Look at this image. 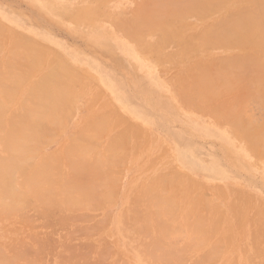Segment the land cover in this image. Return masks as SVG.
I'll return each mask as SVG.
<instances>
[{
    "label": "rangeland",
    "instance_id": "obj_1",
    "mask_svg": "<svg viewBox=\"0 0 264 264\" xmlns=\"http://www.w3.org/2000/svg\"><path fill=\"white\" fill-rule=\"evenodd\" d=\"M48 1L51 3L48 13L53 18L30 0H0V26L19 37L0 32V74L6 71L12 77L15 73L8 81L6 72L1 74L6 79L0 75V104L9 105L5 114L0 108V114L3 112L0 117L5 115L0 126L5 125L4 131L11 132L8 118L13 115L14 122H18V117L27 116L31 121L21 119L36 123L34 126L31 123L35 134L44 129L53 132H48L49 138L47 131L43 133L47 138L41 134L39 138L32 137L38 143L31 145L35 153L27 155L32 159L29 161L32 171L24 176L22 169L7 173L13 186L5 183L12 186L5 195L1 192H7L1 190L4 183H0L1 204L10 199V206H0V264H264V135H257L264 131V107L259 102V96L264 93L255 96L249 74L240 73L243 70L233 68L236 74L229 73L241 79L234 78L236 84L226 76L234 84L230 87L228 80L230 84L225 83L228 89L222 88V75L218 74L220 62L239 51L220 45L199 47L200 41L190 38L192 45L198 47L196 50L185 47L177 38L162 42L167 28L161 27L156 19L149 27L143 25L140 38L127 34L133 31L130 20L140 9L146 11L149 4L156 11L162 3L165 6V0H158L161 4L156 0L155 3L153 0ZM218 2L205 18L193 13L184 14V18L177 13L172 18L176 12L173 16L167 12L173 20L171 29L176 28L177 35L195 37L219 20L227 9L254 7L252 2L240 0ZM125 23L128 29L124 28ZM30 44L33 49L28 47ZM10 53L15 55L11 57ZM197 62L213 64L214 71L209 72L212 71L211 77L215 72L221 75L218 77L221 81L214 76L213 85L223 84L219 89L208 91L200 86L201 78L205 82L208 72L194 68ZM14 79L20 80L19 86ZM42 84H46L50 93ZM32 85L33 96L39 97L38 100L29 96ZM6 87L11 89L10 94H17L15 99L10 95L13 101L6 98L8 90L1 91ZM3 93L6 97H2ZM24 102L30 107H24ZM124 105L129 108L127 111ZM21 106L32 112L28 115L32 114L33 120L40 121L24 115L27 112ZM17 110L21 111L20 116ZM137 114L143 120L133 117ZM37 124L40 127L44 124V129L39 130ZM243 127L253 130L248 128L251 132L246 133ZM241 130L257 139L258 145L251 142L254 141L251 137L243 136ZM4 134L0 129V136ZM135 141L141 145L139 153L149 161L143 167H147L146 176L153 178L160 173L163 176L158 189L150 187L144 192L142 204L130 205L124 202V196L125 186L134 172L130 158ZM2 148L0 144V156L7 157L1 153ZM64 150L69 152L65 154ZM237 150L241 160L232 157L231 152ZM51 157L55 159L50 161ZM243 159L250 165L245 166ZM191 163L196 167L195 173L190 171ZM203 165L219 171L203 172L200 169ZM84 168L89 169L85 173L89 180L81 172ZM144 173L134 172V177L142 178ZM90 175L98 177L92 179ZM69 176L75 179L67 184V180L72 181ZM81 179H86V186L80 185L84 183ZM87 180L93 190H89ZM27 185L34 193L30 194L31 187ZM46 192L57 202L43 197H49ZM18 194L21 199L16 200ZM161 198L166 199L164 203ZM48 201L55 203L49 205ZM68 214L70 220L65 218Z\"/></svg>",
    "mask_w": 264,
    "mask_h": 264
},
{
    "label": "bare ground",
    "instance_id": "obj_2",
    "mask_svg": "<svg viewBox=\"0 0 264 264\" xmlns=\"http://www.w3.org/2000/svg\"><path fill=\"white\" fill-rule=\"evenodd\" d=\"M31 2H32V4L36 7V8H39V9H41V10H43L46 14H48L49 16H51L52 18H53V15L51 14V13H48L49 11H50V8H51V3H50V1H48V0H30ZM150 1V0H149ZM158 0H156V2H157ZM161 1H164V0H161ZM166 2H168V4L169 5H167L166 6V2H164L165 3V6L163 5V3L161 4V2L160 1H158V3L160 2V4H161V6H160V8L158 7L159 6V4L157 5V7L158 8H156V11H155V6H151V7H149V4H147L148 5V7H145V9H146V11H144V10H142V9H140L137 13H136V15H135V18H133V20H130V26L132 27V25H133V31L132 30H130V32L128 31H126L127 32V34L128 35H130L131 37H134V38H137L138 37V35H140L139 36V38L142 36V34H140L139 32H142V30L141 29H143L144 28V26L143 25H145V27L146 26H150V25H152V21L154 22L155 20L154 19H156L157 20V22H159V24L161 25V27H166L167 28V30L165 31V33L163 34V38L161 39L162 40V42H165V41H169V40H172L173 38H177L179 41H181V42H183L184 44H186V46L185 47H187V48H189V49H193V50H196V48H198L197 46H193L192 45V42L191 41H189V38L190 39H194V40H199L200 41V44L201 45H199V47H208V46H212V45H216V46H223V47H225V48H228V49H237L238 51H239V53L236 55V56H234V57H230V56H228L226 59H224V60H222L221 62H220V66L218 67L220 70L218 71V72H220V73H218V72H215V74L211 77V72L212 71H214L213 69H212V65H210V64H207L206 62L204 63H198L197 62V65H196V67L194 66V68H197V69H199L200 71H204L205 73H207L206 74V76H204V77H206L204 80H205V82L204 81H202L203 79L201 78V82H199L200 83V86H202L204 89H209L208 91H210L211 89H213V90H215V89H219V87L218 86H220L221 87V85H223L224 84V86H222V88H225V89H228L229 88V86H227V87H225L226 86V84L227 85H229L231 82H232V80H229L226 76H229L230 74L229 73H234L233 75H235L236 73L233 71V68H235V69H238L239 71L240 70H245L244 72L243 71H240V73H242V75H248L249 74V76H248V78L249 79H251L250 81H251V84H252V87L254 86V89L257 87V89H252V91L254 92L255 91V94L256 93H258L259 95H260V93L262 92V93H264V0H240V1H242L243 3H247V2H249V3H253V5H254V7L253 8H247V9H244V8H242V7H239L238 9H234V10H231V9H227V12L219 19V20H217L215 23H213L212 25H207L204 29H203V31L199 34V35H196L195 37H188V38H186V37H183V36H180V35H177L176 33H179L178 31H176V28H175V30H173V29H171V23L173 22V20H172V18H174V17H177L178 15V17H182L183 16V18H184V14H186V13H193L192 15H194L195 14V16H198V17H200V18H205L212 10H214L215 8H216V6H215V4H216V2H218V1H225V3H227L228 1H231V0H165ZM169 1L172 3V7H174V10H172L173 8L172 7H170V5H171V3H169ZM153 2L155 3V1L153 0ZM147 3H148V1H147ZM219 3V2H218ZM212 4H213V7H212ZM156 5V4H155ZM143 6V5H142ZM163 6V7H162ZM215 6V7H214ZM168 7H170V8H168ZM226 7V5L224 4V6H223V9ZM150 8L152 9H154V11H153V9H152V11L150 10ZM163 8V9H162ZM172 8V9H171ZM165 9H167V10H165ZM168 9H171V11L170 10H168ZM164 10V11H163ZM69 11V10H68ZM165 12H166V17H164L165 16ZM167 12L170 14V15H172L173 14V12L175 13V15L172 17V16H170V15H167ZM172 12V13H171ZM177 13H178V15H177ZM168 16H169V18H168ZM187 16V15H186ZM172 17V18H171ZM56 18V17H55ZM158 18V19H157ZM165 18V20L167 19V20H169V21H162V19H164ZM7 19V18H6ZM20 20V19H19ZM171 20H172V22H171ZM127 22V21H126ZM21 23V22H20ZM156 24V23H155ZM158 25V24H157ZM173 25V24H172ZM125 27L124 28H127L126 26V23H125V25H124ZM129 26V27H130ZM176 27H177V25H175ZM18 27V26H17ZM20 27H22L21 25H20ZM136 29H135V28ZM158 27V26H157ZM29 28V27H28ZM159 28V27H158ZM177 28H179V27H177ZM22 29V28H21ZM20 29V30H21ZM128 29V28H127ZM132 29V28H131ZM160 29V28H159ZM126 30V29H125ZM135 30V31H134ZM138 30V31H137ZM140 30V31H139ZM132 31V32H131ZM0 32H3V33H7V34H9L10 36H12V37H14V38H16V37H18V35L16 36L14 33H12V32H10V31H8L7 29H5L4 27H2V26H0ZM135 32H136V34H135ZM139 33V34H138ZM137 35V36H136ZM162 35V34H161ZM19 38V37H18ZM21 39V38H20ZM19 39V40H20ZM176 39V40H177ZM1 41V40H0ZM173 41H175V40H173ZM23 42V41H22ZM168 43V42H167ZM21 45V44H20ZM19 46V45H18ZM22 46V45H21ZM27 46V45H26ZM31 46H33V45H28V47H31ZM36 46V45H35ZM34 46V47H35ZM27 47V48H28ZM39 47V46H38ZM22 48V47H21ZM26 48V49H27ZM32 49H33V47H31ZM30 48V49H31ZM36 48H37V46H36ZM35 48V49H36ZM66 48V47H65ZM145 49H146V47H144ZM29 49V48H28ZM256 49H259V51L257 50L256 51ZM124 50V49H123ZM13 50H11V52H12ZM15 51V50H14ZM16 52V51H15ZM184 52H187V51H185V49H184ZM202 52V51H201ZM194 53V52H193ZM203 53V52H202ZM11 54V57L13 56V55H15V54H13V53H10ZM9 54V55H10ZM19 56V55H18ZM73 57V56H72ZM75 57V56H74ZM80 57V56H79ZM41 58V57H40ZM39 58V59H40ZM77 58V57H76ZM19 59H20V57H19ZM19 59H17L18 61H20ZM16 60V62L19 64V63H21L22 64V62L25 64V59L23 58L22 60V62L20 61V62H18ZM140 60V59H139ZM211 61V60H210ZM9 62V61H8ZM7 62V63H8ZM208 62H209V60H208ZM6 63V64H7ZM12 63V62H11ZM41 63V62H40ZM9 64V63H8ZM13 64H16V63H14L13 62ZM13 64H10V65H12L13 67H15V65H13ZM20 64V65H21ZM19 65V66H20ZM26 65V64H25ZM29 66L27 67V69H30V64H28ZM7 66V65H6ZM21 66H23V64L21 65ZM216 67V66H215ZM6 68V67H5ZM218 68L216 67L215 69L216 70H218ZM12 69V68H11ZM11 69L9 70V71H11ZM14 69H16V68H13V70ZM6 70V69H5ZM12 70V71H13ZM17 70V69H16ZM210 70H212L211 72H209ZM1 71V70H0ZM8 71V70H7ZM20 71H22V70H20ZM19 71V72H20ZM233 71V72H232ZM6 71H4V73H5ZM14 72V71H13ZM23 72V71H22ZM21 72V73H22ZM221 72H227V74L225 73V74H222ZM3 73V72H2ZM1 73V74H2ZM3 73V74H4ZM10 73V72H9ZM9 73H7L6 72V74H8L9 76L7 77V81H8V78H12L13 77V75H15V73L13 74L12 73V77H10V74ZM24 73V72H23ZM150 73V72H149ZM210 73V75H208ZM214 73V72H213ZM221 74L222 75V77H221V80L223 81V84H220L219 85V83L218 84H216V85H213V84H215V81H214V76H217L218 74ZM247 73V74H246ZM0 74V75H1ZM2 74V75H3ZM1 75V77L3 78H5L6 76H2ZM5 75V74H4ZM207 75H208V77H207ZM220 75V76H221ZM233 75L232 76H229V77H231V78H233V80L235 81L236 79H234V78H237V76H234L233 77ZM252 77H251V76ZM220 76H217V78L219 77L220 78ZM20 77V76H19ZM67 77V76H66ZM198 77V76H197ZM210 77L212 78V79H210ZM218 78V80H220ZM227 80V81H224L225 79ZM239 78V77H238ZM238 78H237V80H238ZM6 79V78H5ZM4 79V80H5ZM152 79V78H151ZM224 79V80H223ZM16 80V81H15ZM19 80V79H18ZM17 79H14L13 81L14 82H17L16 84H17V86H19V82H20V80L18 81ZM22 80V79H21ZM45 80V79H44ZM220 80V81H221ZM228 80H229V82H228ZM236 80V81H237ZM239 80H241L240 78H239ZM10 81H11V79H10ZM52 81V80H51ZM57 81V80H56ZM71 81V80H70ZM219 81V82H220ZM235 81V83L234 84H236L237 82ZM246 81V80H245ZM24 82H26V79H25V81ZM24 82H22V83H24ZM54 82V81H53ZM58 82V81H57ZM42 83H43V81H42ZM226 83V84H225ZM229 83V84H228ZM0 84H1V82H0ZM16 84H13V85H15L16 86ZM39 84L41 85V83L39 82ZM48 84V83H47ZM60 84H63V83H60ZM233 84V85H234ZM250 84V85H251ZM5 85V84H4ZM13 85H12V87H13ZM21 85L22 84H20V87H21ZM35 86H37L36 87V89H39L38 88V85H36V84H34ZM34 85H32L31 87H30V90H28V93L30 92V97L32 98H35L36 96H33V93H32V89H34L35 90V88H34ZM43 86H45L44 84H42ZM232 85V83H231V85H230V87H232L233 86ZM6 86V85H5ZM7 86H10V85H7ZM55 86V85H54ZM111 85L109 84V87H110ZM2 87V86H1ZM33 87V88H32ZM64 87H66V86H64ZM212 87V88H211ZM213 87H215V88H213ZM251 87V86H250ZM5 88V87H4ZM3 88V89H4ZM10 88V87H9ZM44 88H48V87H44ZM53 88V87H52ZM58 88V87H57ZM221 88V89H222ZM16 89H17V87H16ZM19 89V88H18ZM43 89V88H42ZM42 89H40V91L42 92ZM110 89V88H109ZM202 89V88H201ZM5 90H8V91H5ZM11 90V89H10ZM9 89H7V87H6V89H4V90H1V91H5V93H7V97L5 96V93H3L2 94V97H6L7 99H10V95H11V97H12V99H15V97H16V95H15V93L13 92V94L14 95H12V94H10V91ZM33 90V91H34ZM50 91V89L48 88L47 89V92H49ZM64 90V89H63ZM66 90V89H65ZM67 90H68V86H67ZM263 90V91H262ZM17 91V90H16ZM15 91V92H16ZM46 90H43V92H45ZM203 91V90H202ZM212 91V90H211ZM252 91H250L251 93H252ZM259 91V92H258ZM47 92H45V94L47 93ZM56 92V91H55ZM2 93V92H1ZM50 93V92H49ZM255 94H253V95H255ZM258 94H256L255 96L256 97H258ZM4 95V96H3ZM28 95V94H27ZM35 95V94H34ZM41 95V94H40ZM39 95V96H40ZM55 95V94H54ZM15 96V97H14ZM42 96V95H41ZM40 96V100H42L43 101V99H41L42 97ZM48 96H50V95H48ZM251 96H252V94H251ZM56 97V96H55ZM60 97H61V95H60ZM260 97V100H259V102L260 103H262L263 104V106L262 107H264V95H260L259 96ZM38 98L39 97H36L35 99H37L38 100ZM58 98V97H57ZM12 99H10L11 101H13ZM30 99V98H29ZM254 99V98H253ZM257 99V98H256ZM26 100H28L27 99V97H26ZM34 100V99H33ZM33 100H32V103H33ZM39 100V101H40ZM51 100V99H50ZM52 100H55V99H52ZM46 101V100H45ZM7 102V101H6ZM10 102V101H9ZM23 102V101H22ZM27 102V101H26ZM50 101H48L47 103H49ZM60 102V100L58 101V103ZM10 103H12V102H10ZM30 103V102H29ZM41 103V102H40ZM43 103V102H42ZM58 103H55L56 105L58 104ZM24 107L25 106H27V103H25L24 102V104H22ZM34 105V104H33ZM48 105V104H47ZM49 105H52V104H50L49 103ZM54 105V104H53ZM242 105V104H241ZM8 106L9 105H7V106H4V104L3 103H1L0 104V108L2 107V109H3V112H4V114H5V112L6 111H8L7 110V108H8ZM37 106V105H36ZM41 106V105H40ZM39 106V107H40ZM6 107V108H5ZM22 107V106H21ZM27 107H30V106H27ZM26 107V109H28ZM42 107V106H41ZM45 108H46V110L48 111V108H47V106H44ZM49 107V106H48ZM5 108V109H4ZM23 108V107H22ZM51 108V107H50ZM17 109H18V107H17ZM24 109V108H23ZM22 109V110H23ZM26 109H24L23 111H25V112H27L26 111ZM54 109H55V107H54ZM1 110V109H0ZM5 110V111H4ZM29 110H31V108H29ZM50 110V109H49ZM61 110V109H60ZM137 110V109H136ZM234 110V109H233ZM237 110V109H236ZM18 112H19V110H17ZM43 111V110H42ZM56 111V109L54 110V112ZM62 111V110H61ZM141 111V110H140ZM3 112H1V114L3 113ZM21 112V111H20ZM20 112H19V116H20ZM31 112V111H30ZM29 112V113H30ZM38 112V111H37ZM36 112V113H37ZM44 112H45V110H44ZM43 112V113H44ZM53 112V113H54ZM16 113V112H15ZM24 113V112H23ZM28 112L26 113V114H24V115H28L29 114ZM32 113V112H31ZM43 113H41V111H40V115H43ZM50 113H52V112H50ZM58 113H59V111H58ZM235 113V112H234ZM0 114V115H1ZM64 114V113H63ZM16 115H18V113L16 114ZM24 115H21V116H24ZM44 115H46V114H44ZM53 115H55V114H53ZM138 115V114H137ZM5 116V115H4ZM4 116L2 115V117H0V123H2V121H4L3 119H4ZM12 116V117H11ZM9 118H8V122H11V124H9L8 123V126H9V128H10V130H11V132H9V130L7 129L6 130V132L4 131V129H3V126H5V125H3V124H1V128L0 129H2L3 130V133H5L4 135H1L0 136V144L2 145V151H1V153H3L4 155H7V157H1L0 156V183L2 182V185H3V183H4V186H5V183L7 184V183H10L11 181H12V179H11V177H10V175H8L7 173H9L12 169L13 170H15V169H22V170H24V171H22L21 173V175L22 176H24V174H26V172L27 171H29V170H31L32 171V163H29V161L30 160H32V159H28L27 158V155L30 153H35V151H33L32 150V147H31V145H32V143H35L33 140H32V137L34 138V136H40V134H41V136H45V134L47 133V137L49 138L50 136V134H48V132H49V130H52V129H49V130H47V129H44V128H42L43 127V125L40 127L38 124V126H36L39 130H41V128L42 129H44L45 131H47L45 134H43L45 131H43L42 133L40 132L39 134H38V130H37V133L35 134L34 132H32V131H34V130H32L33 128H32V126H31V123L32 122H30V123H27V122H24V120L22 121V119H26V120H28L26 117L27 116H25V118L24 117H18L17 119H19V121L17 122V120L14 122V117L15 116H13V115H11ZM29 116V115H28ZM29 117H31V119H32V114L29 116ZM28 117V118H29ZM40 117V116H39ZM235 115H234V119H233V122H234V120H235ZM244 117V116H243ZM3 118V119H2ZM13 119V121H11L12 119ZM41 118H43L42 116H41ZM45 118V117H44ZM30 119V118H29ZM39 119V118H38ZM38 119H36V120H33V121H37ZM53 119V118H52ZM237 119V118H236ZM242 119V118H241ZM2 120V121H1ZM46 120H48V119H46ZM45 120V121H46ZM146 120V119H145ZM238 120V119H237ZM28 121H31V120H28ZM39 121H40V119H39ZM42 121H44V120H42ZM41 121V122H42ZM51 121V120H50ZM63 121V120H62ZM236 121V120H235ZM61 122V121H60ZM33 123H35V122H33ZM33 123H32V125H33ZM57 123V122H56ZM236 123L238 124V121L237 122H235V125H236ZM5 124V123H4ZM36 124V123H35ZM51 124V123H50ZM11 125V126H10ZM55 125V124H54ZM240 125V124H239ZM34 126V125H33ZM45 126V125H44ZM236 126H238V125H236ZM263 126V125H262ZM6 127V126H5ZM12 127V128H11ZM40 127V128H39ZM58 127V126H57ZM61 127V126H60ZM248 128H250V127H247V128H245V127H243L242 128V130H244V132L246 131V133H248L247 132V130H250V129H248ZM241 129V128H240ZM32 130V131H31ZM36 130V129H35ZM240 131V132H242V135L243 136H247L246 138H249L250 139V137H251V139L253 140L254 139V141H255V143H254V141H251V140H249V141H251V142H253V144H256V145H258V140L256 139L255 140V138H253L252 137V135H249V134H247L246 135V133H244L243 134V131ZM251 130H253V129H251ZM251 130H250V132H251ZM254 130H258L257 128H255ZM7 131L9 132V133H11V134H8L7 133ZM50 132H52V131H50ZM49 132V133H50ZM263 132V133H262ZM262 132H259V134H257L258 136H260V134H263L264 135V131L262 130ZM53 133V132H52ZM51 133V134H52ZM252 133H254L253 131H252ZM258 133V132H257ZM34 134V135H33ZM45 136V138H47ZM37 137H35L37 140H38V142L40 141V139H38ZM261 138H262V136H261ZM42 140V139H41ZM33 141V142H32ZM43 142V141H42ZM37 143V142H36ZM35 143V144H36ZM41 143V142H40ZM44 143V142H43ZM260 143V142H259ZM38 144V143H37ZM41 146V145H40ZM40 146H38V147H40ZM35 147V149H36V146H34ZM84 147V146H83ZM85 148V147H84ZM71 149V148H70ZM75 149H77V148H75ZM38 150V149H37ZM66 150V149H65ZM64 150V151H65ZM33 151V152H32ZM89 151V150H88ZM37 152H39V151H37ZM36 152V153H37ZM66 152V151H65ZM67 152H69V151H67ZM67 152L65 153V154H67ZM73 152V151H72ZM83 152V151H82ZM238 152H240V150H237L236 152H231V154H232V157L234 158V159H238V160H241L240 158H241V156H240V154L238 153ZM71 153V152H70ZM75 153V152H74ZM85 154V153H84ZM72 155V154H71ZM77 155V154H76ZM79 155V154H78ZM234 155V156H233ZM95 156V155H94ZM111 156V155H110ZM115 157V156H114ZM27 158V159H26ZM84 158V157H83ZM96 158V157H95ZM95 158H94V160H95ZM98 158V157H97ZM108 158V157H107ZM51 159L52 160H50L49 158L47 159L48 161L50 160V161H53V159H55V158H52L51 157ZM66 159V158H65ZM27 160V161H26ZM243 161V163H244V165L245 166H249L250 164L247 162V161H245V159H243L242 160ZM85 162H87V161H85ZM182 162V161H181ZM79 163V162H78ZM43 165H44V163H42ZM60 164V166H61V163H59ZM80 164V163H79ZM187 164V163H186ZM249 164V165H248ZM45 165H48V164H45ZM44 165V166H45ZM85 166V165H84ZM102 166V165H101ZM52 167H55V165L54 166H52ZM51 167V168H52ZM58 167V166H57ZM57 167H55V168H57ZM82 167H83V165H82ZM92 167H93V165H92ZM92 167H90L91 169L90 170H92L93 168ZM207 167V166H206ZM46 168V167H45ZM59 168V167H58ZM62 168V167H61ZM194 168V167H193ZM43 169V168H42ZM47 169H48V166H47ZM60 169V168H59ZM85 169V170H84ZM81 172H83L84 173V176L86 177V179H88V177H89V175H85V173H87V171L89 170L88 168H84ZM86 169H88L87 171H86ZM76 170H77V168H76ZM36 170H34V172H35ZM41 171V170H40ZM99 171H101V170H99ZM103 171V170H102ZM101 171V172H102ZM105 171V170H104ZM212 171L213 172H216V173H218V171L215 169V168H212ZM71 172H73V170L71 171ZM76 172V171H75ZM75 172H73V173H75ZM79 171L77 170V173H78ZM101 172H99L100 173V175L101 174H103V173H101ZM6 173V174H5ZM12 173V172H11ZM10 173V174H11ZM18 173V172H17ZM37 174H39L38 172H36ZM92 173H94L95 174V172H92ZM13 174V173H12ZM53 174V173H52ZM60 173H58V175H59ZM65 174V173H64ZM63 174V175H64ZM17 175V174H16ZM32 175V174H31ZM35 174H33V176H34ZM55 175V174H54ZM53 175V176H54ZM75 175V174H74ZM74 175H72L73 177H74ZM82 175V174H81ZM99 175V176H100ZM104 175V174H103ZM204 175V174H203ZM51 176V175H50ZM49 176V177H50ZM83 176V175H82ZM91 176V178L92 177H95L96 178V176H92V175H90ZM37 177V176H36ZM52 177V176H51ZM70 178V176H69V179L70 180H72V181H69V180H67V182H66V180L64 181V183L66 182L67 184H69V183H72L73 182V179H75V178ZM78 177V176H77ZM81 177V176H80ZM98 177V176H97ZM215 177V176H214ZM31 178H35V177H31L30 176V179ZM40 178H43V176L42 177H40ZM65 178V177H64ZM79 178V177H78ZM221 178V177H220ZM47 179V181H49L50 179L52 180V181H54V179L53 178H49V180H48V178H45V180ZM58 179H60V177L58 178ZM86 179H85V181H86ZM93 179V178H92ZM98 179H100V178H98ZM102 179V178H101ZM163 179V178H162ZM26 180V179H25ZM24 180V181H25ZM33 180V179H32ZM38 180V179H37ZM45 180H44V182H45ZM78 181H79V179H77ZM89 180V179H88ZM87 180V181H88ZM165 180V179H164ZM24 181H23V183H24ZM27 181H29V178H28V180ZM40 180H38V182H39ZM81 181L82 182H84V183H81L80 185H82V187H84L83 186V184H85V186H86V184H87V182H85V181H83V179H81ZM80 181V182H81ZM90 181H91V179H90ZM36 182V181H35ZM34 182V183H35ZM60 182V181H59ZM80 182H78V183H80ZM89 182V181H88ZM168 182V181H167ZM13 183V182H12ZM48 183V182H47ZM90 183V182H89ZM95 183V182H94ZM11 184V183H10ZM28 184V183H27ZM30 184L33 186V183H31L30 182ZM44 184V183H43ZM96 184H98V183H96ZM1 185V184H0ZM12 185V184H11ZM2 186V189L1 190H3V188L4 189H6V191L7 190H9V189H11V188H9V187H12V186ZM29 185V184H28ZM27 185V187L28 188H30L31 186H28ZM53 185V184H52ZM89 185V184H88ZM87 185V186H88ZM95 185V184H94ZM17 186V185H16ZM35 186V185H34ZM97 186V185H96ZM101 186V185H100ZM36 187V186H35ZM34 187V188H35ZM71 187H73V186H71ZM74 187H79L80 188V186H75L74 185ZM14 188H15V186H14ZM66 188H68V187H66ZM88 188H89V186H88ZM93 188V187H92ZM94 188H96V187H94ZM97 188H99V186H97ZM97 188H96V190H97ZM102 188V187H101ZM100 188V189H101ZM91 189V183H90V188H89V190ZM103 189V188H102ZM12 190V189H11ZM31 191V193L30 194H32V187H31V189H30ZM40 190H41V188H40ZM43 190V189H42ZM61 190V189H60ZM68 191H70V189H67ZM74 190V189H73ZM76 190H77V188H76ZM76 190H74V191H76ZM91 190H93V189H91ZM45 191V190H44ZM49 191V190H48ZM50 191H52L51 189H50ZM62 191V190H61ZM60 191V192H61ZM78 191H79V189H78ZM97 191H99V190H97ZM1 192H4L3 193V195H5V193H8V192H10V191H7V192H5V190H3V191H1ZM12 192V191H11ZM20 192V191H19ZM63 192V191H62ZM65 192V191H64ZM64 192H63V194H64ZM103 192V191H102ZM13 193V192H12ZM16 193V190L14 191V194ZM18 193V192H17ZM16 193V194H17ZM23 193V192H22ZM25 193V192H24ZM23 193V194H24ZM27 193H28V191H27ZM34 193V192H33ZM43 193V192H42ZM51 193V192H50ZM37 195H38V192L36 193ZM46 194H47V192H46ZM49 194V193H48ZM47 194V195H48ZM52 194H54V193H51V195ZM56 194V193H55ZM62 194V193H61ZM12 195V198L14 197L13 196V194H11ZM42 195V194H41ZM67 195V194H66ZM30 196V195H29ZM95 196V195H94ZM19 197V194H18V196L16 195V200H17V198ZM42 197V196H41ZM41 197H39V198H41ZM43 197H45L46 199H48V198H50V194H49V197H46V195H43ZM65 197V196H64ZM74 197V196H73ZM72 197V198H73ZM147 197V196H146ZM11 198V197H10ZM20 198V197H19ZM24 198V197H23ZM84 198V196H82V199ZM21 199V198H20ZM44 198H42V200H43ZM50 199H53V197H51ZM49 199V200H50ZM56 198H54L53 200H55ZM60 199V198H59ZM63 199V198H62ZM163 201V203H164V200H166V199H163V198H161ZM6 200V199H5ZM4 200V201H5ZM10 200V199H9ZM8 200V201H9ZM24 200V199H23ZM52 200V201H53ZM61 200V199H60ZM67 201V202H69L70 203V201L69 200H67V199H64V201ZM171 200H173V199H171ZM3 201V202H4ZM7 201V200H6ZM5 202V204L2 202V204H1V201H0V206L2 205V206H4V205H8V203L10 202ZM13 201V200H12ZM44 201V200H43ZM42 201V202H43ZM63 201V202H64ZM78 201V200H77ZM56 202H57V199H56ZM44 203V202H43ZM48 204L50 203V201H48L47 202ZM52 203H55V202H52ZM52 203H50V204H52ZM59 203V202H58ZM72 204H75V202L73 203V202H71ZM70 203V204H71ZM83 203V202H82ZM46 204V203H45ZM49 204V205H50ZM68 204V203H67ZM47 205V204H46ZM59 205V204H58ZM82 205V204H81ZM8 206H10V204L8 205ZM60 206H61V204H60ZM65 207H66V205H64ZM69 205H67V207H68ZM75 206V205H74ZM84 206H86V205H84ZM163 207H164V205H162ZM49 207V206H48ZM64 207V208H65ZM73 207V206H72ZM71 206H70V209L72 208ZM2 208V207H1ZM6 208H7V206H6ZM5 208V209H6ZM14 208V207H13ZM82 208H83V206H82ZM21 209V208H20ZM19 209V210H20ZM75 209H77V208H75ZM164 209V208H163ZM162 209V210H163ZM2 210V209H1ZM17 210V209H16ZM44 210V209H43ZM18 211V210H17ZM50 211V210H49ZM10 212V211H9ZM43 212V211H42ZM63 212V211H62ZM67 212H68V210H67ZM3 214V213H2ZM65 214V213H64ZM8 215H9V213H8ZM6 216V215H5ZM67 216V215H66ZM75 217V216H74ZM78 217V216H77ZM80 217V216H79ZM85 217V216H84ZM63 218V217H62ZM65 218H67V220H70L69 219V214H68V216L67 217H65ZM72 218V217H71ZM61 220H63V219H61ZM72 220V219H71ZM75 220V219H74ZM64 222H65V220H63ZM64 222H62L61 224L63 225V223ZM204 222V221H203ZM66 224H67V222H66ZM169 224V223H168ZM65 225V224H64ZM83 231V230H82ZM147 231V230H146ZM165 231V230H164ZM167 232V231H166ZM74 234V233H73ZM72 234V235H73ZM71 235V234H70ZM50 239V238H49ZM52 240V239H51ZM55 241H56V239H55ZM45 243V242H44ZM50 246V245H49ZM39 251V250H38ZM0 252H2V250L0 251ZM212 254V253H211ZM209 255V254H208ZM1 256V255H0ZM215 256V255H214ZM13 257V259H15L16 258V256H12ZM11 257V258H12ZM15 257V258H14ZM217 257V256H216ZM2 259H3V256L1 257ZM19 258V257H18ZM26 258V257H25ZM215 258V257H214ZM21 259V258H20ZM213 259V258H212ZM211 259V260H212ZM27 260V259H26ZM34 261V260H33ZM208 261H209V259H208ZM3 262H5V261H3ZM27 262H29V261H27ZM198 262V261H197ZM1 263V262H0ZM7 263V262H6ZM9 263V262H8ZM34 263V262H33ZM9 264H11V262L9 263Z\"/></svg>",
    "mask_w": 264,
    "mask_h": 264
},
{
    "label": "crops",
    "instance_id": "obj_3",
    "mask_svg": "<svg viewBox=\"0 0 264 264\" xmlns=\"http://www.w3.org/2000/svg\"><path fill=\"white\" fill-rule=\"evenodd\" d=\"M125 101V100H124ZM127 101V100H126ZM119 103H121L122 101L118 100ZM123 108H125V110L127 111V109H129L127 106L125 107V105L123 106ZM135 119H140L143 120V116H139V115H135L133 116ZM134 147L131 153V158H130V168H131V172H136L137 173L140 171H142L144 173L145 170H147L146 168H143L145 163L146 165L149 164V161H147L148 158H146V156H142L140 152V147L141 145H139V143L137 141L134 142ZM204 166V165H203ZM194 167V168H193ZM190 171L195 173L196 171V167L191 163L190 164ZM203 172H212V168H209L208 166H204L202 168H200ZM134 172L132 173L131 179L129 181V183H127V185L125 186V196H124V202L130 205H134V204H142L144 202L143 199V195L144 192L150 188V187H156L158 189V187H160V182H161V177L163 176V173L161 174H157L155 177L150 178L147 173H144V176L141 175L134 177ZM163 180V179H162ZM139 191V192H138ZM140 193V194H139ZM158 199H159V195H157ZM264 204V203H262ZM256 253V251H255Z\"/></svg>",
    "mask_w": 264,
    "mask_h": 264
}]
</instances>
